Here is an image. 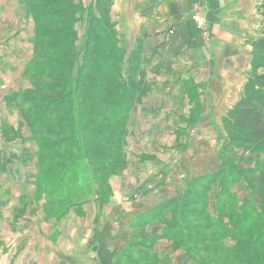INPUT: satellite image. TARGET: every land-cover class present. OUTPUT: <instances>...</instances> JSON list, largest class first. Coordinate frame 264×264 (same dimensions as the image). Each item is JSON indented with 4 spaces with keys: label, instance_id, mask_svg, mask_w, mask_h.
<instances>
[{
    "label": "crops",
    "instance_id": "0c3cea01",
    "mask_svg": "<svg viewBox=\"0 0 264 264\" xmlns=\"http://www.w3.org/2000/svg\"><path fill=\"white\" fill-rule=\"evenodd\" d=\"M263 1H111L109 18L116 31L117 45L124 52V62L130 57L139 58L149 83L147 95L140 103L135 104V109L130 114L131 117L129 116L127 129L129 130V125L136 115L137 126L139 125L137 141L156 143L162 136L169 134L168 137L172 140L171 151L181 153L178 159L174 153H170L171 159H174L173 165H169L171 159L168 161L159 158L161 155L154 151L139 150L134 153L136 160L131 162V159H128L129 163L125 155L126 166L121 174L109 179L112 194L108 203L83 204V209H78L79 212L74 214L81 224H92L88 235L91 234L90 238L93 241H89L88 245L92 243L95 255L91 257V261L83 260L82 257L72 264H89V261L92 264H114L124 244H129L139 230L153 240L160 231L158 226H145L149 219L147 214L153 212L160 201L164 200L165 197L162 196H165L166 189L171 188L174 192L181 189L182 186L178 184L176 177L178 170L184 169L187 182L188 179L198 176L201 166L205 168L201 173L208 172L211 160L209 162L207 157L214 154L215 147L220 146L216 150L218 160L223 155L233 156L231 150L237 149L222 143L226 137L222 118L239 100L251 71V43L263 35L260 32L262 18L259 14V7ZM75 2L80 3L87 11L93 6L94 14L99 17L95 6L96 0ZM196 12L201 13L208 24V31L204 36L193 20ZM30 19L17 0H0V29L4 31L8 27L12 30L8 35L0 37L2 106L5 105L3 97L7 92L17 91L24 86L23 72L33 57L31 32L34 21L32 19L29 21ZM84 33L85 30L78 35L82 43ZM258 72L264 73V68ZM15 84L18 86L16 89ZM4 123H6L4 120H0V128ZM9 125L13 130L19 131L16 124ZM9 137L15 142L20 135L14 132L13 135L11 133L6 135L0 130L2 189L4 183L11 178V172L15 167L13 162L19 154L15 150L11 153L8 151L6 145L12 143ZM186 137H190L189 141L194 142L189 148ZM126 143L129 144L127 137ZM32 144L33 152L36 153L38 146L34 142ZM26 149L22 148L21 151L25 153ZM202 150L208 151L205 157L201 155ZM25 157L19 155V159L23 161L20 168L29 174L30 178L31 173L36 174V171H32L36 167L32 165L33 160H24ZM182 157L184 159L181 161ZM32 178L29 184L34 188ZM35 185L37 187V183ZM6 191L7 189L2 190V193ZM19 197L20 191L17 197L11 195L8 199H0V250L4 251L7 248L17 254L23 247L22 252L36 253L40 248L37 243L39 238L37 230L34 232V229L30 228L27 231L30 239L23 244L19 240L24 233L18 228L26 212L25 210L24 213H20L22 208H18ZM32 203L31 205L38 209L36 203L34 201ZM144 218L147 220L143 221ZM37 220L42 222L44 216ZM54 231L49 236L53 241L52 237L57 234ZM47 243L45 246L48 247ZM150 249L160 254L155 244ZM45 252L49 253L47 248ZM15 254L11 255L10 264H21V261H18L21 260L20 255L16 258ZM165 254L158 255L155 262L161 263ZM34 261L30 264H38V261Z\"/></svg>",
    "mask_w": 264,
    "mask_h": 264
},
{
    "label": "rangeland",
    "instance_id": "374dc122",
    "mask_svg": "<svg viewBox=\"0 0 264 264\" xmlns=\"http://www.w3.org/2000/svg\"><path fill=\"white\" fill-rule=\"evenodd\" d=\"M17 1L28 19L31 18L33 21L40 18L44 7L53 11L62 8L61 5L56 6L55 4H53L54 6H50V4V7L45 6L50 0H38L31 6L28 5L27 0ZM89 16L87 10L86 13L82 11L76 14L73 28L75 31L74 43L77 50H80L83 45L79 36L86 28ZM202 17L201 13L196 12L193 15V20L199 22V20H203ZM108 23L112 24L110 20ZM29 24L30 28L31 23ZM11 31L8 27L4 31L0 29V37L8 35ZM260 32L264 36L263 18ZM31 35L32 43L35 25ZM32 47L33 57L31 61L33 62L36 58L33 44ZM134 58L138 60L136 64L140 63V68H142L139 58L136 56ZM42 62L33 67L30 62L23 72L24 84H22L24 86H21L17 91L7 92L3 97L5 105L0 104V120L6 122L0 128L1 132L6 135L8 133L13 135V132L20 135V138L15 142L12 141L14 140L12 137H9L12 143L6 145L10 153L15 150L19 154L13 162L15 167L11 172V178L4 183L3 189L0 186V199H8L11 195L17 197L20 191L21 197L18 199V208H22L21 214L25 210L26 212L21 226L18 228L19 230L21 228L24 233L19 240L23 244L24 241L30 239L27 231L30 228L34 229V232L37 230L36 234L39 237L37 243H39L40 248H38L39 252H28V254L21 251L23 247L17 254L7 248L4 251L0 250V264H10V257L13 254L16 258L20 255L21 260H17L21 261V264H30L34 260V262L38 261V264H72L82 257L83 260L88 261L90 259L91 261V257L95 255L91 243L93 239L90 238L91 234L88 235L92 224H81L74 214L83 209V204L96 202L101 205L108 203L112 194L109 179L121 174L120 171L114 174L94 171L97 168L95 165L99 164L98 159H95L97 157L92 156L95 153L78 152L73 145L72 131L69 132V136L72 138H69L70 140L67 142L63 141L60 130L61 122L58 118V120L54 118L61 117L62 114L59 110L56 111L55 107H61L58 103L63 95L65 97L66 87L72 84L66 80L65 75L49 79L36 76L37 71L44 68L45 63ZM78 62V64L82 62L81 55ZM76 68L77 65L74 66L73 73H75ZM131 68L135 69V66L130 67L127 62H123L121 68L123 80L127 79V75H131L129 74ZM136 71L133 72L134 77L138 75ZM40 80L44 83L62 81L64 86H60L59 89L52 87L47 93L45 88L43 89L41 86ZM16 88H18L17 84H15L14 89ZM1 99L2 95H0ZM47 103L55 106L52 110L54 115L51 114L53 120L50 122H48L47 117L49 113L45 112L44 109ZM84 107L81 105L78 109H84ZM134 109L135 104L129 109L126 116L124 134H116V144L109 152L121 153L124 157L127 155L128 163L130 159L131 162L136 160L134 153L139 152V150L154 151L161 155L159 158L168 161L171 159L170 153H174L178 159L181 151H171L172 140L169 139V134L162 136L156 143L137 141L139 139V137L136 138L139 125L137 126L136 115L134 121L129 125V130L127 129L129 116L131 117L130 114ZM9 123L16 124L17 126H15L19 131L13 130ZM95 125L97 126V124ZM50 131L53 133L51 134ZM45 132H48L47 136L43 135ZM78 132L81 134L82 141L86 140L87 137L92 143L95 142L90 135L92 129L88 130L87 128L86 133V130L80 128ZM126 137L129 144L126 143ZM189 139L190 137H186L188 148L194 145L193 140L191 142ZM31 142L38 146L36 153L33 152L34 145ZM225 142L226 138L224 137L222 143L225 144ZM25 147L27 149L23 153L21 149ZM219 147H215L214 154L207 157L209 162L211 160V168L205 174L201 173V171H205V168L201 166L198 176L188 179L189 181L186 182L187 177L184 169L178 170L176 177L178 184L180 183L182 186L181 189L176 190V192L171 188L166 189L165 196H162L165 197L164 200L160 201L153 212L147 214L149 219L145 222V226H158L160 233L155 235L152 240L145 232L139 230L136 236L129 241V244H124L125 246L114 260V264H264V207L260 206L264 199L259 194L260 188L249 184L252 175L250 171L254 169L250 159L259 157L255 153L250 156V152L243 153L242 149L235 147L237 150H231L233 156L229 155L228 159L220 158L218 160L216 150ZM207 153L208 151L202 150L201 155L205 157ZM19 155L26 156L24 160L34 161L32 165L36 169L32 171H36V174L31 173L29 178V174L23 172V169L20 168L23 161L19 159ZM183 159L184 157L181 158V161ZM173 162L174 159H171L169 165H173ZM183 162L186 163L185 160ZM245 171H249V173L246 174ZM25 174L27 175L23 179ZM33 174L34 177L32 178ZM31 178L34 182V188L29 184ZM103 181L105 182L103 183ZM35 183H37V187ZM5 189H7L6 193H2V190ZM32 201L36 203L38 209L31 205L33 204ZM102 212L106 213L103 210ZM42 216H44L42 222L37 220ZM145 220L147 218H144L143 221ZM53 230L57 233L53 237L51 236L54 241L49 237ZM158 239L160 240L157 241ZM89 241L91 242L88 245ZM46 242H48V247L45 246ZM120 242L122 243V241ZM152 243L156 245L160 254H156L150 249L154 245ZM46 248L49 251L48 254L45 252ZM162 253H166L163 261L156 263V258ZM15 257L13 259H16ZM90 261L89 264H92Z\"/></svg>",
    "mask_w": 264,
    "mask_h": 264
},
{
    "label": "trees",
    "instance_id": "16d2710c",
    "mask_svg": "<svg viewBox=\"0 0 264 264\" xmlns=\"http://www.w3.org/2000/svg\"><path fill=\"white\" fill-rule=\"evenodd\" d=\"M37 1L27 0V3L31 6ZM111 1L96 0L99 17L94 14L92 6L89 8L90 16L87 18L84 42L80 50L75 47L73 26L76 14L84 11L83 6L74 0L48 1L45 6L55 4L62 8L53 11L44 7L40 18L34 20L35 35L32 44L36 60L31 61V65L38 66L43 61L46 65L37 71L36 76L49 79L65 75L66 80L72 84L66 87L65 97L63 95L64 99L58 103L60 108L51 103L45 105V112L49 113L48 122L53 120L51 114L55 107L62 114L61 117L54 118L61 122L63 141L67 142L73 137V145L78 152L95 153L92 156L97 157L95 159H98L99 164L95 165L97 168L94 171L114 174L124 169L126 161L121 153L114 154L109 150L116 144V134H124L128 111L147 95L149 83L145 71L140 68V63L136 64L138 60L134 57L126 62L130 67L135 66V69L131 68V75L123 80L121 68L124 52L117 45L113 24L108 23ZM259 14L264 21V1L259 7ZM251 47V71L239 100L223 116L222 126L226 133L225 145L240 148L243 153L248 151L250 156L254 153L258 155L257 159H250L254 169L250 171L252 175L249 184L259 187V194L264 199V73L258 72L264 68V36L253 41ZM80 55L82 62L78 64ZM75 65L77 68L73 73ZM134 70H137V77L133 76ZM40 84L47 93L52 87L59 89L64 86L62 81H41ZM81 105L85 106L84 109H78ZM80 128L86 130V133L87 128L92 129L90 135L95 142L92 143L87 137L82 141L78 132ZM71 131L72 137L69 136ZM47 133L43 135L47 136ZM228 156L223 155L221 159H228ZM245 173L248 174L249 171ZM263 205L264 202L260 203L261 207Z\"/></svg>",
    "mask_w": 264,
    "mask_h": 264
},
{
    "label": "built area",
    "instance_id": "2783aa9c",
    "mask_svg": "<svg viewBox=\"0 0 264 264\" xmlns=\"http://www.w3.org/2000/svg\"><path fill=\"white\" fill-rule=\"evenodd\" d=\"M202 18H203V20H201V21L199 20V22H196V23H197V27L201 31V35L204 36L207 33V31H208V24L205 21L204 17H202Z\"/></svg>",
    "mask_w": 264,
    "mask_h": 264
}]
</instances>
